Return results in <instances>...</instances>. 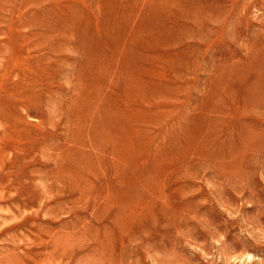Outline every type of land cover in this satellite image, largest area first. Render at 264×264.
Here are the masks:
<instances>
[{
  "label": "rangeland",
  "instance_id": "rangeland-1",
  "mask_svg": "<svg viewBox=\"0 0 264 264\" xmlns=\"http://www.w3.org/2000/svg\"><path fill=\"white\" fill-rule=\"evenodd\" d=\"M46 260L264 264V0H0V264Z\"/></svg>",
  "mask_w": 264,
  "mask_h": 264
},
{
  "label": "bare ground",
  "instance_id": "bare-ground-1",
  "mask_svg": "<svg viewBox=\"0 0 264 264\" xmlns=\"http://www.w3.org/2000/svg\"><path fill=\"white\" fill-rule=\"evenodd\" d=\"M8 187V186H7ZM2 191V190H1ZM46 193V192H45ZM20 196H22V195H20ZM41 196V195H40ZM44 196V195H43ZM43 196H42V198H43ZM47 198V197H46ZM36 200V199H35ZM17 201V200H16ZM24 201V200H23ZM38 201V200H37ZM40 201V200H39ZM6 202V201H5ZM4 202V203H5ZM42 202V201H41ZM40 202V203H41ZM33 204V203H32ZM49 204V206H50V202L48 203ZM31 205V204H30ZM53 205H54V203H53ZM37 206V209H36V211L37 210H39V209H41V208H43V205H40V204H38V205H36ZM45 206V205H44ZM48 206V207H49ZM5 208H6V206H5ZM23 208V207H22ZM29 208H31V207H29ZM44 210V209H43ZM46 210V209H45ZM66 210V209H65ZM29 211V210H28ZM51 211H52V209H51ZM25 212V210L23 211V213ZM41 212V211H40ZM22 213V214H23ZM42 213H44V212H42ZM11 215H14L15 214V212H14V210H12L11 211V213H10ZM33 214V213H32ZM10 215V216H11ZM45 215V214H44ZM43 216V215H42ZM47 216V215H46ZM72 216V215H71ZM14 217V216H13ZM19 218H20V216H19ZM10 219V218H9ZM34 219V218H33ZM36 220V219H35ZM44 221H49L50 219H48V218H44L43 219ZM29 221V220H28ZM33 222V221H32ZM38 222V221H37ZM64 222V221H63ZM66 222H67V220H66ZM29 223V222H28ZM54 223H57V222H54ZM60 224V223H59ZM64 224V223H63ZM19 227H20V225H19ZM24 227H25V224H24ZM38 227V226H37ZM16 228H18V227H16ZM35 228H36V226H35ZM50 228H52V227H50ZM63 228V227H62ZM21 229V228H20ZM54 229V228H53ZM10 230V229H9ZM25 230V229H24ZM15 231V230H14ZM50 231V230H49ZM49 231H47L46 229H41L40 231H39V233H38V237H39V239H41V241H42V244H44L45 246H47V245H49L50 243H52V241L53 242H57L58 241V239L61 237V235L59 234V233H50ZM12 232V231H11ZM26 232V231H25ZM62 232V231H61ZM24 236V235H23ZM13 237V236H12ZM11 237V238H12ZM34 237V236H33ZM61 239V238H60ZM63 240V239H62ZM14 241V240H13ZM40 242V241H39ZM56 244V243H55ZM65 244V243H64ZM67 244V243H66ZM9 246V245H8ZM13 246H11V248H12ZM42 248V247H41ZM40 248V249H41ZM65 248V247H64ZM7 249V248H6ZM44 249V248H43ZM48 249H49V247H48ZM37 250V249H36ZM87 250H88V248H87ZM19 251H20V249H19ZM45 251H46V249H45ZM50 251V250H49ZM92 252V251H91ZM4 253H6V251L4 252ZM80 253V252H79ZM2 254H3V252H2ZM81 254H83V253H81ZM85 254V253H84ZM79 256V255H78ZM60 259V258H59ZM88 259V258H87ZM43 264H52V261L51 260H46V261H44L43 262Z\"/></svg>",
  "mask_w": 264,
  "mask_h": 264
}]
</instances>
